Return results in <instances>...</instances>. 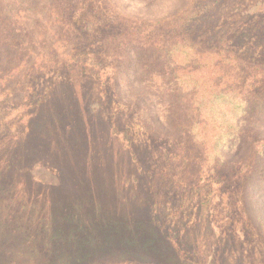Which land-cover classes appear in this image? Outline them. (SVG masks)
Masks as SVG:
<instances>
[{
	"label": "trees",
	"instance_id": "1",
	"mask_svg": "<svg viewBox=\"0 0 264 264\" xmlns=\"http://www.w3.org/2000/svg\"><path fill=\"white\" fill-rule=\"evenodd\" d=\"M214 2L218 0H0L1 123L11 115L8 107L38 110L37 128L43 134L57 129L61 151L68 148V135L79 132L73 153L80 150L91 160L99 148L96 140L106 136L97 130L100 104L93 86L100 81L110 87L111 82L133 106L131 122H142L159 136L171 160L186 164L188 155L198 154L203 169L216 171L221 189L204 195L198 187L192 189L205 209L217 191L226 194V209L235 210L233 195L240 188H233L242 182L246 199L255 201L253 183L264 184V178L254 175L257 169L264 171V19L243 30L229 22L220 26V13L209 9ZM232 34L236 36L228 41ZM252 36L256 41L248 43ZM107 116L116 119L112 112L106 111ZM112 128L110 134L117 132L118 122ZM8 135L0 130V141ZM104 157L111 168L112 158ZM10 166L4 159L2 167ZM242 169L248 171L242 175ZM181 195L183 201L192 199L190 191ZM157 205L139 207L137 227L142 231L149 223L153 236L168 239L169 221ZM144 236L138 247L148 244ZM113 247L126 250L127 245ZM113 247L84 258L65 257L60 250L59 262L47 264L91 263Z\"/></svg>",
	"mask_w": 264,
	"mask_h": 264
},
{
	"label": "rangeland",
	"instance_id": "2",
	"mask_svg": "<svg viewBox=\"0 0 264 264\" xmlns=\"http://www.w3.org/2000/svg\"><path fill=\"white\" fill-rule=\"evenodd\" d=\"M212 7L220 13L216 23L229 22L235 30L264 19V0H218ZM255 41L252 36L247 42ZM101 84L93 86L92 95L100 104L97 130L106 136L96 140L99 148L91 160L80 150L73 153L79 132L68 135V148L61 151L57 129L43 134L37 128L38 110L6 108L11 115L0 121V130L9 134L6 142L0 141V264L59 262L60 250L65 257H94L119 244L127 245L126 250L113 247L84 264H264V184L253 183L255 201L246 199L244 182L233 188H240L233 195L235 210L226 209L227 196L217 191L205 209L192 189L198 187L203 195L221 189L216 171L203 169L198 154L188 155L186 164L171 160L159 136L144 123L131 122L133 106L124 102L114 83ZM110 110L116 119L105 117ZM116 122L118 134H110ZM127 127L129 137L124 136ZM105 155L112 158L111 168ZM4 159L10 167H2ZM175 162L180 165L173 166ZM254 175L263 179V169ZM189 191L192 199L183 201L181 194ZM153 201L169 221L171 240L153 236L149 223L142 231L137 227L139 207L147 208ZM144 234L152 239L144 236L148 244L138 247Z\"/></svg>",
	"mask_w": 264,
	"mask_h": 264
}]
</instances>
